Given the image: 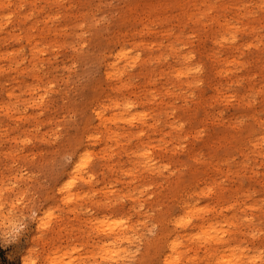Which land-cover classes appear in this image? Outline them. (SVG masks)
Here are the masks:
<instances>
[{"label": "rangeland", "instance_id": "rangeland-1", "mask_svg": "<svg viewBox=\"0 0 264 264\" xmlns=\"http://www.w3.org/2000/svg\"><path fill=\"white\" fill-rule=\"evenodd\" d=\"M9 1L14 7L18 0H0V207L12 211L35 197L52 218L49 228L33 230L23 255L0 248V264H24L26 258L51 264L54 257L57 264H88L101 250L111 254L124 247L114 234L101 233L114 222L138 229L133 237L139 247L129 262L120 257L104 264H165L170 248L180 258L174 264H210L215 251L224 260L235 251L247 264H260L264 0H180L182 8L169 6L171 0H21L19 10L36 1L45 11L51 6L60 12L49 23L57 31L46 30L45 39L33 31L46 51L39 54L37 77L18 78L29 83L26 93L14 86L19 71L10 70L8 52L22 45L23 67L33 54L25 40L7 37ZM151 2L158 10L148 18L143 11ZM189 51L191 63L184 59ZM192 66L202 68L199 76L189 73ZM125 99L134 101L130 114L117 106ZM240 120L243 126L235 128ZM69 125L81 133L84 147L72 167L56 174L53 193L47 161ZM145 153L158 171L144 166ZM87 154L83 180L66 189ZM165 165L169 170L160 175ZM170 185L179 194H169L167 218L191 211L194 224L148 239L144 226L152 203ZM209 187L213 193L202 196ZM105 201L111 205L101 207ZM212 225H219L215 234L225 242L201 238Z\"/></svg>", "mask_w": 264, "mask_h": 264}, {"label": "bare ground", "instance_id": "bare-ground-1", "mask_svg": "<svg viewBox=\"0 0 264 264\" xmlns=\"http://www.w3.org/2000/svg\"><path fill=\"white\" fill-rule=\"evenodd\" d=\"M46 1L48 3L51 2L52 4H55L58 2V0H46ZM1 2L3 3L4 1H1ZM21 3L22 1L18 0V2L14 5V7L10 1L6 3V7H7L6 15H7V20H8L6 21V27H9L8 32H7V37H9V39L12 40L13 43H18L21 41V39H23L27 42V44L32 49L33 58L31 59L28 66H25V67H23V64L26 61V56L24 54V47L22 45L18 44L17 46H13V49L8 52L10 70L12 69L15 71H19L17 77L15 78L14 86H19L23 88V92L26 93L27 87L30 86L29 83L28 84L24 83L21 81V79H18V78H21L24 73H26L27 75L32 74L34 77H37L39 69H40L37 63L39 54L41 52L46 51L44 49L46 47L41 48L37 46V44L39 45V42H36V37L33 34V31L37 30L39 34L41 35L40 37L43 39H45V36H43V33L46 30L57 31L55 27L49 26V23L53 19L57 18L60 12L53 10V7L51 6H49V9L45 11L43 8H39L37 6L36 1L30 2L28 9L23 11V10H19L20 8L22 9ZM171 5H178L181 8L183 7V4L180 0H171V3L169 4V6ZM157 10H158V7L156 6V3L151 2L149 3V6L143 11V13H145L147 17L150 18V17L155 16ZM165 12L166 11H163V14H165ZM34 17L36 18L35 21L29 22V20ZM0 27H3V23L0 24ZM16 27L18 28L17 30H19V33L14 32L16 31ZM111 74H112L111 72H108V75H111ZM12 89L14 90V87ZM12 95H13V92H12ZM36 106H40V105L38 104ZM145 159H146V161L144 162L145 167H147L151 171H158L157 166H156L157 163L154 162V158H152L148 154V156ZM200 215L201 214L198 213V217ZM204 217L205 216H202L201 218H204ZM118 224L119 223H116V222L111 223L110 225H108L107 228L101 230V233L114 234V236L116 237V241L124 243V247L115 252V253H119L120 255L113 257L110 260L112 262H116L120 257L124 258L128 252L134 251L133 250L134 247L137 246L134 243L135 239L133 235H136L138 233V229H136L135 227H130V226L123 227L121 229L119 228V226H117ZM217 226L219 225H212L207 230L202 232V234H206L205 240L207 242L216 241V240H209L207 236L215 235ZM196 237H200V235ZM221 240L225 242L226 237H223V239ZM138 247L139 245L137 246V249H136L137 251H138ZM173 247H175V245H173L172 248ZM171 252H173V250L170 248V253L167 254L165 257V264H174L175 262H178L180 260V258L178 257L174 258ZM209 255L211 257V260H214L215 258L217 259L219 257V252L215 251L214 253H210ZM58 260H59L58 257H54L52 258L51 262L53 261L52 262L53 264H57Z\"/></svg>", "mask_w": 264, "mask_h": 264}, {"label": "clouds", "instance_id": "clouds-1", "mask_svg": "<svg viewBox=\"0 0 264 264\" xmlns=\"http://www.w3.org/2000/svg\"><path fill=\"white\" fill-rule=\"evenodd\" d=\"M83 135H86V133ZM55 147L56 151L53 157L47 161L49 183L53 193L56 188V174L72 167L75 164L74 158L82 151L84 147L82 135L78 131H74L72 125H69L62 137L59 138V143ZM66 155L70 156L68 160L64 159ZM0 164H2V161H0ZM36 191L40 192L41 188L37 187ZM173 191L177 195L179 194V191L170 185L169 191L159 192L156 200L153 201L152 208L149 212V222L144 226L148 239L155 238L167 227L165 224L167 218L166 205L168 196ZM0 200H2V197H0ZM46 217L44 210L40 207L35 197L25 202L23 207L13 205L12 211L7 207H0V248H11L14 256L17 257L23 255V251L27 247L28 239L32 236L33 230L45 229L41 225ZM156 224L161 226L159 230L149 234V229H152ZM41 234L43 233L41 232ZM9 264H19V260H10ZM32 264H35V261Z\"/></svg>", "mask_w": 264, "mask_h": 264}, {"label": "snow or ice", "instance_id": "snow-or-ice-1", "mask_svg": "<svg viewBox=\"0 0 264 264\" xmlns=\"http://www.w3.org/2000/svg\"><path fill=\"white\" fill-rule=\"evenodd\" d=\"M83 27V26H81ZM82 35H87L86 33H82ZM233 40H235V35H233L232 37ZM151 47H155L154 45H151ZM186 48H188V45H185ZM185 61L186 62H193L195 57L194 55L192 54L191 51L188 52V54L184 57ZM202 72V68L199 67V66H192L189 68V73H194L196 74L197 76H199V74ZM181 76L185 75V73H180ZM202 81H197V85L196 86H199V84H201ZM54 87V85L52 86ZM7 92L5 94V98H4V103L5 105H10L11 104V101L9 99H7ZM118 107L122 108L124 111H127L129 112V114L131 113V111L134 110V101L132 99H125L121 102L120 105H117ZM97 115H99V113H97ZM147 116V113H142L141 114V119H143L144 117ZM136 119V117H132V120L134 121ZM129 122H132V121H129ZM244 124V121L240 120V121H236L235 124L233 125L235 128H241ZM180 127L182 128L183 125H180ZM264 130V129H262ZM202 134V133H201ZM141 136H143V133H141ZM57 139H59V137H57ZM92 139H96L98 140L99 137H89V140L91 141ZM24 143H30V141L28 140H25ZM145 155H147V153H145ZM70 158V156H65V160H68ZM90 154H87L84 158V160H82V162L76 167L75 169V176L72 180H70L68 182L67 185H65V188H71V186L75 183H77V180H83V176L80 175L81 171L83 169L86 168V161L88 159H90ZM203 158H198V160H201L202 161ZM169 170V166L165 165L164 168L160 169L159 171V174L160 175H163L166 171ZM171 175L175 176L176 173L173 172L171 173ZM95 178L94 177H89V181H92L94 180ZM262 181H264V177L261 178ZM87 182V181H86ZM215 187V186H213ZM213 187H209V188H206V190L201 193L202 196H209L213 193ZM63 191V189H62ZM93 198H95V194H93ZM119 202V201H117ZM111 205V201H105L104 204L100 205L101 207H107V206H110ZM260 208H261V211L262 213H264V202H261V205H260ZM200 214L203 213V209H200L198 210ZM88 212L91 213V209L89 208L88 209ZM195 216H196V213H193L191 211L187 212L185 215L183 216H178V217H175V218H172V219H169V218H166L165 220V224L167 225L166 228H170L172 226H174L175 228H186L188 226H191L194 224V220H195ZM52 218V213H49L48 216L45 218V220L42 222V228H49L50 227V220ZM246 222L247 223H251V224H254L255 223V219L254 217H246ZM96 224H99L101 222H95ZM122 223V221H121ZM161 226L156 224L154 225V227L152 229H149V234H152L154 233L155 231H158L159 228ZM260 228L261 229H264V221L261 222L260 224ZM85 231H87V229H85ZM257 233L256 232H253L252 235L255 236ZM224 235H227V232L224 233ZM259 235H261L262 237H264V232H260ZM204 236H206V234H202L201 235V238H204ZM207 238L209 240H221L223 239V237H221L219 235V233L215 234V235H212V236H207ZM136 251L137 250H134L132 252H128L127 255L125 256V261L126 262H129L131 261V259L133 257H135L136 255ZM120 255L119 253H111V254H107L105 253L103 250H101L99 253H98V256L100 257L99 259H97L96 261H89L88 264H104V262L106 261H109L111 260L113 257L115 256H118ZM24 264H30V261L26 258L25 261H24ZM117 264H119V262H117ZM210 264H247V261L243 259L242 256H239L238 253H236L235 251L233 252V255H232V259L230 260H224L222 258H218V259H215L213 261H210ZM260 264H264V251H262L260 253Z\"/></svg>", "mask_w": 264, "mask_h": 264}]
</instances>
